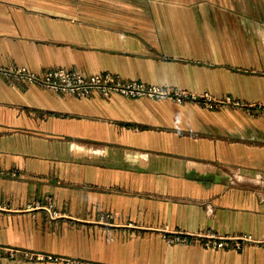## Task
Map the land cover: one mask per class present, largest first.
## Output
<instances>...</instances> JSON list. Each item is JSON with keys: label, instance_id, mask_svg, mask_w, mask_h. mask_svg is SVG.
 <instances>
[{"label": "crops", "instance_id": "1", "mask_svg": "<svg viewBox=\"0 0 264 264\" xmlns=\"http://www.w3.org/2000/svg\"><path fill=\"white\" fill-rule=\"evenodd\" d=\"M263 7L0 0L2 66L198 98L77 97L0 77V264H264ZM176 233L249 241L207 249Z\"/></svg>", "mask_w": 264, "mask_h": 264}, {"label": "built area", "instance_id": "2", "mask_svg": "<svg viewBox=\"0 0 264 264\" xmlns=\"http://www.w3.org/2000/svg\"><path fill=\"white\" fill-rule=\"evenodd\" d=\"M0 77H3L10 85L15 83H27L37 85L45 89H50L55 92H68L77 97H88L93 91H97L104 97H109L112 94H119L125 97L137 98L148 97L151 99H169L178 103L186 99L197 101V96L187 94L183 91L170 89L166 86H149L139 82H125L118 76L111 74L102 75H86L74 71H66L64 69H54L45 72L44 74H36L23 66L0 64ZM203 98L205 105H210L211 101L206 96ZM218 104L227 103L234 106L242 105L239 102H229L228 100L217 102ZM264 110V106H260ZM45 208L39 203L33 205L28 204L27 209ZM50 216H55L56 212L46 208ZM203 239L202 246L207 249H227L231 247L240 248L242 242H248V237H219L211 233L185 235L174 234L170 241L187 243L189 239ZM37 258H44L37 256ZM51 258V257H49Z\"/></svg>", "mask_w": 264, "mask_h": 264}, {"label": "rangeland", "instance_id": "3", "mask_svg": "<svg viewBox=\"0 0 264 264\" xmlns=\"http://www.w3.org/2000/svg\"><path fill=\"white\" fill-rule=\"evenodd\" d=\"M263 13H264V7H263Z\"/></svg>", "mask_w": 264, "mask_h": 264}]
</instances>
